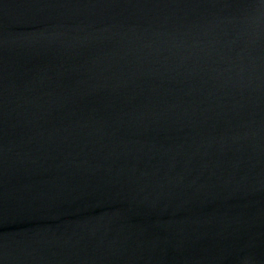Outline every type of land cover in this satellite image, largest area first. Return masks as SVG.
Wrapping results in <instances>:
<instances>
[{"label": "water", "instance_id": "water-1", "mask_svg": "<svg viewBox=\"0 0 264 264\" xmlns=\"http://www.w3.org/2000/svg\"><path fill=\"white\" fill-rule=\"evenodd\" d=\"M0 264H264V0H0Z\"/></svg>", "mask_w": 264, "mask_h": 264}]
</instances>
